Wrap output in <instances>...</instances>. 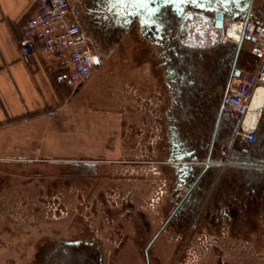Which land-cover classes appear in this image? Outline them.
Listing matches in <instances>:
<instances>
[{"label":"rangeland","instance_id":"rangeland-1","mask_svg":"<svg viewBox=\"0 0 264 264\" xmlns=\"http://www.w3.org/2000/svg\"><path fill=\"white\" fill-rule=\"evenodd\" d=\"M69 3L75 16L77 11L80 13L79 0H70ZM81 15L86 21V28H89L88 24L93 26L92 17L84 13ZM99 28L101 32L96 31L95 43L103 58V65L98 66L94 73L98 80L95 85L97 88L92 89L90 83H84L79 87L82 88L81 101L86 106L109 112L116 125L114 130L119 134L121 132L128 138L130 134L135 133L148 135L142 150L146 153L152 150L155 155L158 138L166 134L162 121H165L166 109L170 104L162 69L159 68L156 83L155 77L150 73L152 64L150 52L134 32L125 34L121 29L113 28L106 31L102 27ZM93 34L96 35L95 31ZM188 108L183 111L187 113ZM120 113L123 119L126 118V124L123 122L119 127ZM188 114L190 118L194 116L192 111ZM135 138L132 136V141L138 143L139 139ZM124 139L125 137L117 143V146L122 145V157L126 154L127 158L131 156L132 159L139 158L141 148H136V143L133 144L131 140L126 142ZM233 145V149H238L237 141ZM131 146L134 151H130ZM152 147L153 149H150ZM162 156L154 160L161 162ZM238 157L234 159L236 164L239 166L246 164V157L242 155ZM68 170L66 167L41 162H33L25 167H6L0 164V264H43L50 250L64 239H94L104 248V264H146L143 251L148 241L141 244L137 241L135 244L131 222L128 219L126 223L114 220L113 211L106 219L102 206L96 205L92 209L91 204L92 199L99 193H104V199L110 201L111 209L119 203L116 198L131 200L151 219L152 239L162 228L167 217L160 214L164 198L162 195L167 193L162 187L161 169L150 165V168L142 171L143 177H140L141 172L136 174L131 170L123 173L119 168H110L109 180L99 181L96 189L91 192L88 191L87 177H82L83 183L81 181L76 186ZM236 174L237 179H242L244 184L238 199L246 201V205L249 203L246 208L248 220L237 223L238 236L230 239H212L203 235L205 233L203 223L199 226L191 225L193 223L181 225L171 219L170 228H165V232L155 239L149 250L150 264H216L221 261V257L226 264L225 255L216 252L218 246L224 247L220 248L223 250L232 249L229 256L237 258L238 264H262V196L261 193L255 194L260 197L257 200L246 197L251 196L248 194L251 187L261 192L263 183L259 173L254 174L255 183L249 182L246 168H238ZM177 176L170 167V188H177ZM148 182L152 183L148 186ZM195 187L196 184L192 185L188 192L189 195L185 199L187 207L185 205L182 207L179 216L184 215L185 218V213L194 212L190 204L193 197H196ZM210 193L211 196L212 191ZM166 208L168 211L169 207ZM171 215L170 211V218ZM229 224L223 222L224 227ZM118 229H125L127 234L123 247L113 232ZM116 247H119L118 250ZM68 249L69 252L74 251L72 248ZM113 250L118 253L114 254ZM74 257L69 254L68 262L81 261V258Z\"/></svg>","mask_w":264,"mask_h":264},{"label":"flooded vegetation","instance_id":"flooded-vegetation-1","mask_svg":"<svg viewBox=\"0 0 264 264\" xmlns=\"http://www.w3.org/2000/svg\"><path fill=\"white\" fill-rule=\"evenodd\" d=\"M147 2H149L150 7L149 13L145 10ZM79 5L81 10L80 13L77 11L76 19L80 24L86 28V21L81 13L92 17L93 26L88 24L87 27L89 28H86V32L90 47L99 62L98 66L103 65V58L95 43L96 31L99 30L101 32L99 27L106 31L113 30V28L121 29L125 34L134 32L141 38L145 48L150 52V61L152 62L150 73L155 77L156 83H158L157 74L161 67L167 93L170 97L165 121H162L166 134L158 138L155 144V155H153L152 150L147 153L142 150L148 135H136L137 133H135L130 134L128 138L125 134L117 133L108 137L111 141L110 143L106 142V152L103 155H90L87 159L80 158L60 163L70 165V176L74 181H72L74 185H79L82 177H87L88 191L90 192L96 189L99 181L109 180L108 178L111 175L110 168H119L123 173L131 170L136 172V174L141 172L140 177H143L142 171H145L148 167L150 168V165L161 169L160 173L163 175L161 183L167 193L162 195L164 198L160 214L167 217L162 228L153 235L152 239L150 238V234L153 233L150 227L151 219L142 211L141 207H136L137 205L131 200L116 198L115 200L119 203L114 205L112 210L110 201L104 199V193H99L92 199L93 202L91 204L92 209L96 205L102 206V212L106 219L112 214L110 212L113 211L114 220L126 223L128 219L131 222L135 244L137 241L139 244L148 241L145 244L143 253L145 254V263L150 264L149 257L151 254L149 250L155 239L165 232V228H170L171 219L181 225L193 223L191 225L199 226L202 223V217H198L199 215L185 213V218L184 215L182 217L178 215L182 213L184 205L187 207L185 199L189 195L188 192H190L192 185L196 184L194 189L196 197H193L195 200H208L215 197L213 201L217 206L218 199L216 194L221 192L219 189L221 179L216 175V168L205 169L201 161L205 152L209 153L210 156L215 155L216 145L221 139L218 132L220 121L225 116L224 112L217 113V97L205 95L202 91V81L199 75L202 69L205 68L203 63L205 54L210 53L214 57L216 54L222 53L223 49L219 46V39L216 36H209L200 23L197 21L192 23L188 19L186 20V17L193 13L192 8L180 6L178 10L171 12L170 0H79ZM93 31H95V36ZM214 58H217V56ZM212 61L214 62L215 60ZM214 104L216 105L215 107ZM185 105L192 107L188 108ZM185 108L192 111L194 115L192 118L188 114L189 111L187 113L183 111ZM174 115H179V117H174ZM236 127L235 120L230 126L231 130L229 132L234 134ZM122 136L125 137L124 140L126 142L132 141V136L139 139L138 143L135 140L132 141L133 144L136 143V148H141L139 158L132 159V156L127 158L126 154L122 157V145L119 144L117 146V143L123 139ZM140 141L142 142L141 145ZM129 149L134 151L132 146ZM150 149H153V147ZM187 152L191 153L189 157L184 156ZM161 154L164 155L162 156ZM181 155L184 156L182 159L183 163L176 164L175 162ZM161 156L163 157V160H160L161 162L154 160V158H161ZM158 165H161V167ZM184 165L188 168H183ZM170 167L178 175V184L175 189L170 188ZM208 170L211 171L207 172ZM142 181L145 180L142 179ZM150 183L152 182L147 183L148 186ZM208 186H212L213 196L211 195L207 198ZM140 191H143V189H140ZM113 202L116 204L115 201ZM166 207H169V212ZM170 211L172 213L171 218ZM214 219L216 222L213 220L214 222L209 223L211 225L219 224L217 222L218 218ZM113 232L115 237L120 239V245L124 246L127 238L125 229H118ZM68 248L74 249L75 252H69ZM112 252L114 254L118 253L116 250ZM69 254L75 256V259L81 258V261L69 263ZM103 254L104 248L94 239H64L50 250L49 255L43 260V264H54L52 262H55V264H104Z\"/></svg>","mask_w":264,"mask_h":264},{"label":"crops","instance_id":"crops-1","mask_svg":"<svg viewBox=\"0 0 264 264\" xmlns=\"http://www.w3.org/2000/svg\"><path fill=\"white\" fill-rule=\"evenodd\" d=\"M260 9H264V0H255L249 18L256 17ZM34 12L33 0H0V164L6 167H25L33 162H41L46 165L63 166L60 163L64 161L103 155L106 152V142L111 141L108 137L112 133H118L114 130L116 125L111 114L102 111L103 109L83 104L80 96L82 88L72 89L67 85L54 83L52 75L45 71L47 61L35 52L25 58L20 54L24 23ZM226 20L231 21L230 18ZM229 30L228 41H237L238 36L235 35L241 30L239 22L235 24L232 22ZM228 41L225 43L218 41L223 52L216 54L217 58L212 57L210 53L205 54L203 60L205 68L199 75L204 94L218 99L217 113L222 112L220 104L228 91L233 73L236 70L251 71L256 65V61L248 54L249 40L243 39L241 35L240 41L233 45H229ZM96 78L93 74L85 83H90L94 89L98 82ZM223 114L225 117L221 118L218 131L221 137L218 143L223 144H217L214 156L205 152L201 164L205 169L216 168V175L221 179L219 189L223 196L216 194V198H224V204L221 206L217 203V206L222 207L217 209L213 201L215 197L194 200L190 204L194 210L191 214L202 217L201 222L205 225V231H202L206 233L203 235L217 240L238 236L237 223L248 220L247 209H238L240 204L246 205V201L239 200L238 189L235 190L237 169L246 168L247 178L251 183H255L254 174L260 170L264 172V107L258 120L256 141L246 154L242 153L238 144V149H233L236 139L229 131L235 120ZM114 115L117 117V114ZM118 118L119 127L123 122L126 124V118L123 119L121 113ZM221 146L231 147L225 165L221 164L219 153ZM241 155L247 158V164L239 166L234 159ZM209 171L211 170L207 172ZM262 183L263 191L260 196L263 207L261 221L264 264V178ZM208 187L207 198L210 197L212 186ZM250 190L256 189L251 187ZM259 198L254 196L252 200ZM225 204L229 205V208H226ZM214 218H218L219 224H210L214 222ZM223 222L230 224L224 227ZM220 248L224 247L218 246L216 252L225 255L226 264H238L237 258L229 256L232 249ZM220 260L216 264H225L222 257Z\"/></svg>","mask_w":264,"mask_h":264},{"label":"built area","instance_id":"built-area-1","mask_svg":"<svg viewBox=\"0 0 264 264\" xmlns=\"http://www.w3.org/2000/svg\"><path fill=\"white\" fill-rule=\"evenodd\" d=\"M33 1L35 12L26 19L22 30V58L35 52L47 61L45 71L52 75L54 83L78 89L96 68L85 27L76 19L68 0ZM231 25V21H224L226 28ZM241 34L250 41L248 54L256 65L232 77L220 109L236 120L235 139L239 149L247 153L256 141L258 120L246 129L245 119L254 93L259 88L264 90V9L243 21ZM230 150L231 147L219 148L221 164H227Z\"/></svg>","mask_w":264,"mask_h":264},{"label":"water","instance_id":"water-1","mask_svg":"<svg viewBox=\"0 0 264 264\" xmlns=\"http://www.w3.org/2000/svg\"><path fill=\"white\" fill-rule=\"evenodd\" d=\"M254 2L255 0H195V3H193V0H170V11L174 12L180 6L192 8L193 13L188 15L186 20L188 19L192 23L197 21L205 28L209 36H216L225 43L229 40L230 30L224 26V21L230 18L234 24L239 22L241 29L243 21L249 18ZM149 8V2H147L145 6L147 13H149ZM236 36H238L237 41H228L229 45L240 41L241 30ZM94 63L98 66L99 62L96 57ZM233 74L237 76L239 71L236 70ZM190 155L191 153L188 152L184 154L185 157H189ZM184 156L181 155L175 163L182 164ZM183 168L188 167L184 165Z\"/></svg>","mask_w":264,"mask_h":264},{"label":"bare ground","instance_id":"bare-ground-1","mask_svg":"<svg viewBox=\"0 0 264 264\" xmlns=\"http://www.w3.org/2000/svg\"><path fill=\"white\" fill-rule=\"evenodd\" d=\"M264 107V90L259 88L253 95L252 104L245 119V127L249 129L254 122L259 120Z\"/></svg>","mask_w":264,"mask_h":264},{"label":"trees","instance_id":"trees-1","mask_svg":"<svg viewBox=\"0 0 264 264\" xmlns=\"http://www.w3.org/2000/svg\"><path fill=\"white\" fill-rule=\"evenodd\" d=\"M242 153H244V152H242ZM244 154H246V153H244ZM244 164H245V163H244ZM246 164H247V163H246ZM60 167H63V168L66 167V168H69L68 172L71 171V167H70V165H67V166H66V165L64 164L63 166H60ZM237 170H238V169H237ZM258 173L260 174L261 180H262V182H263L264 172H263L262 170H260V171H258ZM235 186H236L235 190L238 189V192H237V193L240 194V193L243 191V189H244V184H243L242 179L240 180V179L238 178V179L236 180V185H235ZM253 191H254V190H253ZM253 191H252V190H249V191H248V194L251 195V196H250V197L247 196L246 198H248V199L251 198L250 200H252V198L255 196V194H256V195H258V194H260V193L262 194V191H263V190L261 189V192H258L257 190H255V191H254V194H253V196H252L251 193H252ZM234 192H235V191H233V193H234ZM256 192H257V193H256ZM233 193H232V194H233ZM221 194H222V192H220V194H218V195H220V197H223ZM217 198H219V197H217ZM223 201H224V198H220V199H218L217 203L220 204V205L222 206V205L224 204ZM222 203H223V204H222ZM220 205L217 206V209L222 208ZM225 207H226V208H229V205L225 204ZM239 207H240V208H239ZM230 208H231V206H230ZM246 208H247V205H243V206H242V204H240V205L238 206V209H240V210H245Z\"/></svg>","mask_w":264,"mask_h":264},{"label":"snow or ice","instance_id":"snow-or-ice-1","mask_svg":"<svg viewBox=\"0 0 264 264\" xmlns=\"http://www.w3.org/2000/svg\"><path fill=\"white\" fill-rule=\"evenodd\" d=\"M193 3H195V0H193Z\"/></svg>","mask_w":264,"mask_h":264}]
</instances>
